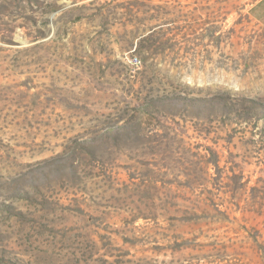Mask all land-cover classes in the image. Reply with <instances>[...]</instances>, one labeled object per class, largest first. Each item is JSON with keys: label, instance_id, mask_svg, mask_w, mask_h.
I'll return each mask as SVG.
<instances>
[{"label": "rangeland", "instance_id": "rangeland-1", "mask_svg": "<svg viewBox=\"0 0 264 264\" xmlns=\"http://www.w3.org/2000/svg\"><path fill=\"white\" fill-rule=\"evenodd\" d=\"M253 0H0V264H264Z\"/></svg>", "mask_w": 264, "mask_h": 264}, {"label": "crops", "instance_id": "crops-1", "mask_svg": "<svg viewBox=\"0 0 264 264\" xmlns=\"http://www.w3.org/2000/svg\"><path fill=\"white\" fill-rule=\"evenodd\" d=\"M250 15L260 23H264V0H253L250 4Z\"/></svg>", "mask_w": 264, "mask_h": 264}]
</instances>
